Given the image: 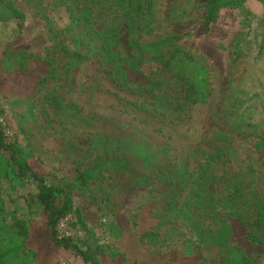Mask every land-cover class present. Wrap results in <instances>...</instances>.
<instances>
[{"label": "rangeland", "instance_id": "1", "mask_svg": "<svg viewBox=\"0 0 264 264\" xmlns=\"http://www.w3.org/2000/svg\"><path fill=\"white\" fill-rule=\"evenodd\" d=\"M5 1L13 3L24 19H13L0 8V58L4 51L44 57L53 45L49 29L59 33L70 24L69 13L61 4L65 0ZM154 1L152 38L177 37L176 47L206 67L211 77V97L207 102L167 110L169 115L164 117L166 113L160 109H165L163 105L170 99L169 87L161 83V91H138L161 81L164 71H160L158 61L148 56L137 59L132 36L123 24L116 40L118 48L113 51L119 53L116 67L85 61L71 69L67 86L60 87L52 80L35 91L43 69L41 63L31 60L28 74L1 81L0 123L8 139L34 151V168L45 177L47 185L71 183L75 163L89 164L97 156L90 137L93 133H106L136 136L167 165L173 164L170 169H175L176 175L182 170L188 172L189 184L176 207L190 203V189L194 190L191 182L201 173H205L204 196L208 203L222 199V186L230 182L239 184L244 194L255 190L264 196V156L256 148L258 140L264 138V4L245 0L238 6L222 8L206 32L203 0ZM94 25L97 30H104L100 23ZM69 38L66 34L60 41L73 49ZM110 68L113 70L109 72ZM199 77L202 78L201 72ZM114 79L128 89H118ZM156 97L159 109L147 112ZM199 165L210 168L202 172ZM110 175L111 170H103L98 180L72 192L73 209L81 212L87 228L100 243L109 246V253L123 256L115 260L102 257V264H153L149 248L166 247V243L175 242L182 235L190 236L192 229L175 213L162 236L139 242L132 216L140 215L144 229L158 223L160 212L154 205L162 194L158 191L164 181L152 176L146 187L127 186L122 190L120 179L114 180ZM35 193L34 184L29 181L10 191L7 183L0 180V221L12 223L14 217L20 219L29 230V247L37 253L35 262L25 259V250L14 260L22 264H85L68 250L45 253L35 232L41 223L40 208L33 199ZM222 207L221 202L214 211L222 212ZM192 212L201 217L199 209ZM201 213L205 215V206ZM222 217L230 227L229 247L241 250L251 264H264V243L247 237V226L240 218ZM75 221L72 214L61 220L58 235L84 238V231L74 226ZM7 232L1 233L0 238H6Z\"/></svg>", "mask_w": 264, "mask_h": 264}, {"label": "trees", "instance_id": "2", "mask_svg": "<svg viewBox=\"0 0 264 264\" xmlns=\"http://www.w3.org/2000/svg\"><path fill=\"white\" fill-rule=\"evenodd\" d=\"M245 0H203L204 30L209 31L210 25L218 17L220 9L227 6L235 7ZM264 4V0H259ZM154 0H65L66 12L69 13L70 24L59 33L49 29L52 47L45 56L26 55L23 52L4 51L0 58V82L11 80L29 73V64L33 60L42 64L43 72L36 81L35 91L48 81H55L59 86H67L71 69L85 61L96 60L101 66L116 67L118 31L123 24L128 26L137 52V59L146 56L158 61L160 71H164L161 81L152 82L149 88H141V93H152L163 88L165 83L170 99L160 109L166 113L177 107L203 104L211 97V77L206 67L196 62L190 55L182 53L175 45L177 37L162 35L152 38L155 26L153 21ZM0 8L4 13L23 21L24 15L9 1L0 0ZM98 22L104 30H97L94 23ZM21 27V23L19 24ZM78 30V31H77ZM74 34L71 35L72 32ZM153 31V32H152ZM145 32L149 35L145 36ZM152 32V33H151ZM151 33V34H150ZM70 36L73 49H69L60 41L62 36ZM150 36V37H149ZM264 46V34L262 35ZM85 48V51L80 50ZM135 66V65H134ZM113 69L110 68L109 72ZM202 73V78L199 73ZM114 84L120 90L128 89L114 79ZM160 95V94H159ZM58 94L56 93V97ZM159 97L151 101L147 112H154ZM51 98L48 102H51ZM159 109V108H158ZM1 115V111H0ZM152 121V120H151ZM103 126V122L100 124ZM90 143L97 150V156L89 163H75L71 183L47 185L45 177L34 168L35 155L31 148H22L17 141L9 140L4 126L0 123V180L5 181L10 191L23 187L26 181L34 184L36 193L33 196L40 208V226L36 234L45 247L46 254H56L60 250H68L79 257L85 264H102L101 258L121 256L108 252L109 246L100 243V239L87 228L81 212L73 209L72 192L102 176L103 170H111L112 177L120 179L121 189L128 187L141 188L149 185L151 177L164 181L156 197L160 217L158 223L149 228H141L140 215L132 216L134 235L139 242L151 241L162 236L163 230L171 224L172 215L179 214L181 221L189 229L190 236L182 235L177 241L166 243V247H152L148 253L153 257V264H251L248 258L238 248H230L228 237L230 227L222 216L240 218L247 226V237L253 242L264 243V196L258 191L244 194L240 185L235 182L223 184L219 197L212 203L206 202L204 196L206 186L205 173L193 180L190 203H181L176 207L178 198L189 184L188 172L176 175L174 165H167L159 158L148 143L133 135L124 137L109 136L106 133L90 137ZM256 148L264 156V138L259 139ZM219 153L218 156H220ZM199 171L209 170V167ZM171 168V169H170ZM203 179V181H201ZM222 200V201H220ZM222 202V212L217 208ZM205 206V215L201 213ZM152 207V210L153 208ZM210 207L213 210H210ZM200 210L198 217L192 211ZM209 210V211H208ZM219 213V214H218ZM74 215L75 225L84 231L85 237H60L57 226L68 215ZM207 214V215H206ZM223 214V215H222ZM248 215V216H247ZM209 217V218H208ZM13 222L0 221L1 233L7 232V237L0 238V264H22L14 260L22 251H26L25 259L35 262L37 253L29 247V230L20 219L14 217ZM34 222H31L32 226ZM250 229V230H249ZM250 231V232H249ZM123 258V256H121Z\"/></svg>", "mask_w": 264, "mask_h": 264}]
</instances>
